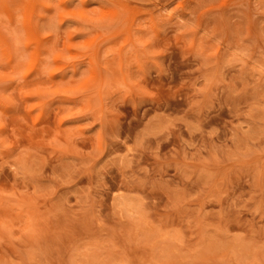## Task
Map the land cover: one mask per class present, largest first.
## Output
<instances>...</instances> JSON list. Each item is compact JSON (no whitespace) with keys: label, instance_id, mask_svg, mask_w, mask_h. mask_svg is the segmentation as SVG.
<instances>
[{"label":"rangeland","instance_id":"rangeland-1","mask_svg":"<svg viewBox=\"0 0 264 264\" xmlns=\"http://www.w3.org/2000/svg\"><path fill=\"white\" fill-rule=\"evenodd\" d=\"M0 264H264V0H0Z\"/></svg>","mask_w":264,"mask_h":264},{"label":"bare ground","instance_id":"bare-ground-1","mask_svg":"<svg viewBox=\"0 0 264 264\" xmlns=\"http://www.w3.org/2000/svg\"><path fill=\"white\" fill-rule=\"evenodd\" d=\"M119 208L124 209L128 212H133L134 206L132 204H129L128 201L125 199H119V195L116 197V203H115ZM132 214V213H130Z\"/></svg>","mask_w":264,"mask_h":264}]
</instances>
